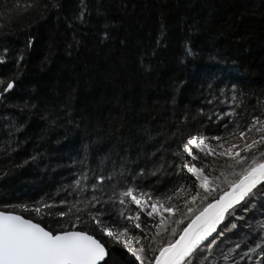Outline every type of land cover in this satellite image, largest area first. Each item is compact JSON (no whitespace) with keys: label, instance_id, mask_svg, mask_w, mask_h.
<instances>
[{"label":"trees","instance_id":"16d2710c","mask_svg":"<svg viewBox=\"0 0 264 264\" xmlns=\"http://www.w3.org/2000/svg\"><path fill=\"white\" fill-rule=\"evenodd\" d=\"M39 3L59 7L41 15ZM212 74L245 103L264 101V0H0V79L14 81L0 114V204L54 192L82 158L156 152L205 107ZM254 191L237 208L246 234L264 226V188ZM226 235L223 250L247 251L246 235ZM109 247V264H133Z\"/></svg>","mask_w":264,"mask_h":264},{"label":"snow or ice","instance_id":"6c2138e0","mask_svg":"<svg viewBox=\"0 0 264 264\" xmlns=\"http://www.w3.org/2000/svg\"><path fill=\"white\" fill-rule=\"evenodd\" d=\"M33 6L42 15L59 4ZM84 14L81 7L76 19ZM213 80L205 107L169 129L156 152L82 158L54 192L0 204V264H109L111 244L133 264H264V226H247L243 254L240 243L226 251L217 244L237 227L229 221L218 231L226 215L242 219L241 202L255 203L254 190L264 188V101L245 103L235 83ZM13 89L0 79V100Z\"/></svg>","mask_w":264,"mask_h":264},{"label":"rangeland","instance_id":"374dc122","mask_svg":"<svg viewBox=\"0 0 264 264\" xmlns=\"http://www.w3.org/2000/svg\"><path fill=\"white\" fill-rule=\"evenodd\" d=\"M247 135L249 136V138H252V137H254V136L256 135V133H255V132H252V133H248ZM225 147H227V144L225 145ZM238 170H239V169H238ZM249 205H250V203H249ZM250 208H251V207H250ZM239 216L243 218V214H242V215H239ZM226 219H227V215H226ZM226 219H225V221L222 222V224L220 225V228H221L224 224H226V223H225V222H226ZM237 220H238V219H235V221H234V223L237 225V227L234 228V229L231 228V230H233V233H237V234L240 233L241 236L237 237V239H238V240H241V239H243V237H244L245 235H247L246 233H244L243 230H241V227H242L243 222H244V218H243V220L240 219V220H239V223L237 222ZM230 221L233 222V218H231ZM223 223H224V224H223ZM223 227H224V226H223ZM220 228H219V230H220ZM219 230H218V231H219ZM228 236H230V235H229V230L227 231V235H226V237H228Z\"/></svg>","mask_w":264,"mask_h":264},{"label":"water","instance_id":"95a60500","mask_svg":"<svg viewBox=\"0 0 264 264\" xmlns=\"http://www.w3.org/2000/svg\"><path fill=\"white\" fill-rule=\"evenodd\" d=\"M1 110H2V100H0V114H1ZM259 187V186H258ZM242 203V202H241ZM219 228H220V225L218 226V230H219ZM213 235H215V233L213 234Z\"/></svg>","mask_w":264,"mask_h":264}]
</instances>
